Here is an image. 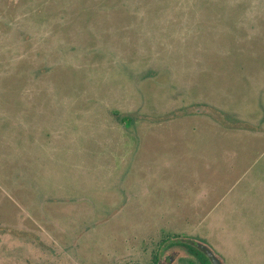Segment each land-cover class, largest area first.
Wrapping results in <instances>:
<instances>
[{
    "label": "rangeland",
    "instance_id": "1",
    "mask_svg": "<svg viewBox=\"0 0 264 264\" xmlns=\"http://www.w3.org/2000/svg\"><path fill=\"white\" fill-rule=\"evenodd\" d=\"M166 236L264 264V0H0V264Z\"/></svg>",
    "mask_w": 264,
    "mask_h": 264
},
{
    "label": "trees",
    "instance_id": "2",
    "mask_svg": "<svg viewBox=\"0 0 264 264\" xmlns=\"http://www.w3.org/2000/svg\"><path fill=\"white\" fill-rule=\"evenodd\" d=\"M114 114L122 121L126 122L130 121V117H126L124 114H118L117 112H114ZM164 243H166L165 246H174L179 245L185 248V250L192 256V258L195 260L196 264H211L209 258L207 255L199 249L194 244L188 243L187 241L181 240V239H175L172 240L169 236L165 237L162 240ZM159 256L158 254H155L151 261L148 263H133V264H156L158 262ZM190 264H194V261H190Z\"/></svg>",
    "mask_w": 264,
    "mask_h": 264
},
{
    "label": "water",
    "instance_id": "3",
    "mask_svg": "<svg viewBox=\"0 0 264 264\" xmlns=\"http://www.w3.org/2000/svg\"><path fill=\"white\" fill-rule=\"evenodd\" d=\"M188 243L194 244L195 246H197L199 249H201L209 258L211 264H224L223 261L221 260V258L216 255V253L210 249V247H208L206 244L202 243V242H197L194 240H186ZM170 261V257H166L164 262L158 261L156 264H165V262Z\"/></svg>",
    "mask_w": 264,
    "mask_h": 264
}]
</instances>
